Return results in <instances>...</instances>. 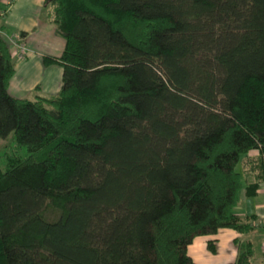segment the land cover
Returning <instances> with one entry per match:
<instances>
[{"label": "trees", "instance_id": "1", "mask_svg": "<svg viewBox=\"0 0 264 264\" xmlns=\"http://www.w3.org/2000/svg\"><path fill=\"white\" fill-rule=\"evenodd\" d=\"M45 4L56 94L10 93L0 35V264H196L195 237L222 228L254 264L257 216L237 209L264 179V0Z\"/></svg>", "mask_w": 264, "mask_h": 264}, {"label": "crops", "instance_id": "2", "mask_svg": "<svg viewBox=\"0 0 264 264\" xmlns=\"http://www.w3.org/2000/svg\"><path fill=\"white\" fill-rule=\"evenodd\" d=\"M0 1V10H6L0 18V29L6 36H16L17 43L25 44L28 50L21 56L18 48L11 45L16 71L11 79L10 93L15 97L27 99H34L37 95L56 94L62 86L63 67L58 63H45L44 59L60 55L65 47V38L57 25L49 19L45 0ZM248 155L245 161L246 168L252 161L257 160L258 151H250ZM247 180L255 181V177L248 176ZM260 189L257 195H262ZM247 199L243 198L242 202ZM251 207V211L247 212L242 205V210L237 212L241 216L251 214L258 216L262 210V203L252 204ZM254 220L256 218L252 220L253 224ZM261 234L262 232L259 235ZM238 236L240 234L231 228H222L214 235H199L189 246V254L196 264H233L237 255L234 239ZM250 238L252 239V236ZM210 239L216 240V253L210 252L207 248ZM254 264H264L261 249L256 251Z\"/></svg>", "mask_w": 264, "mask_h": 264}, {"label": "rangeland", "instance_id": "3", "mask_svg": "<svg viewBox=\"0 0 264 264\" xmlns=\"http://www.w3.org/2000/svg\"><path fill=\"white\" fill-rule=\"evenodd\" d=\"M1 2V1H0ZM13 134L9 135L7 138H3L0 136V164L3 168L6 167V160H5V155L7 152H13V150L10 149L9 144L12 145V137ZM16 154L22 157H25L28 155V150L26 147H22L18 150H15ZM254 152V150H252ZM256 151V150H255ZM244 168H246V163L243 165L240 163L238 165V169L240 171H243ZM262 195H257L255 197H249L247 200H244L240 204V207H238L237 210H242L241 206L243 205L247 210V212L251 211L252 204L255 203H262V210H260V214L257 216L256 220H254V225L255 229L249 234L252 236V239L254 240V245L256 248V251L258 252L259 249L262 250L263 252V242H264V194L263 192L261 193ZM256 210V209H255ZM262 232L261 235H259Z\"/></svg>", "mask_w": 264, "mask_h": 264}, {"label": "built area", "instance_id": "4", "mask_svg": "<svg viewBox=\"0 0 264 264\" xmlns=\"http://www.w3.org/2000/svg\"><path fill=\"white\" fill-rule=\"evenodd\" d=\"M5 12H6V10H0V18L4 15ZM0 35L5 36L9 40L11 45H14V46L17 47L18 51H19V54L21 56L25 55V53L28 51L26 46H25V44H23V43L18 44L17 43L16 36H14V35L13 36H6V34H4V32L1 29H0ZM263 160H264V155H263ZM261 189H262V192L264 194V179L262 181ZM263 254H264V242H263Z\"/></svg>", "mask_w": 264, "mask_h": 264}]
</instances>
